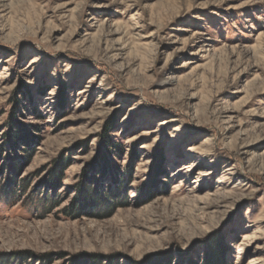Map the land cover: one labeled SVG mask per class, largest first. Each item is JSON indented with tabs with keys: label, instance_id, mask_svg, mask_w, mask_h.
Masks as SVG:
<instances>
[{
	"label": "rangeland",
	"instance_id": "obj_1",
	"mask_svg": "<svg viewBox=\"0 0 264 264\" xmlns=\"http://www.w3.org/2000/svg\"><path fill=\"white\" fill-rule=\"evenodd\" d=\"M0 264H264V0H0Z\"/></svg>",
	"mask_w": 264,
	"mask_h": 264
},
{
	"label": "trees",
	"instance_id": "obj_2",
	"mask_svg": "<svg viewBox=\"0 0 264 264\" xmlns=\"http://www.w3.org/2000/svg\"><path fill=\"white\" fill-rule=\"evenodd\" d=\"M210 246H211V248H213L212 244Z\"/></svg>",
	"mask_w": 264,
	"mask_h": 264
}]
</instances>
